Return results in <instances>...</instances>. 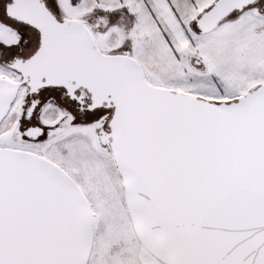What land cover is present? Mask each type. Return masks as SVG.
Instances as JSON below:
<instances>
[{"label":"snow or ice","instance_id":"snow-or-ice-1","mask_svg":"<svg viewBox=\"0 0 264 264\" xmlns=\"http://www.w3.org/2000/svg\"><path fill=\"white\" fill-rule=\"evenodd\" d=\"M0 264H264V0H0Z\"/></svg>","mask_w":264,"mask_h":264}]
</instances>
